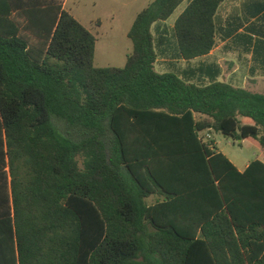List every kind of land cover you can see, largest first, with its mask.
<instances>
[{"label":"trees","instance_id":"obj_1","mask_svg":"<svg viewBox=\"0 0 264 264\" xmlns=\"http://www.w3.org/2000/svg\"><path fill=\"white\" fill-rule=\"evenodd\" d=\"M184 1L152 2L125 66L100 68L59 2L0 0V215L19 264H264V162L242 173L202 136L264 147V94L156 70L153 28ZM223 2L177 19L182 59L210 53Z\"/></svg>","mask_w":264,"mask_h":264},{"label":"crops","instance_id":"obj_2","mask_svg":"<svg viewBox=\"0 0 264 264\" xmlns=\"http://www.w3.org/2000/svg\"><path fill=\"white\" fill-rule=\"evenodd\" d=\"M53 1L59 2L63 9L69 11L81 23L85 20V27L96 37L98 43L108 20L110 27L125 29L128 37L138 14L155 0H110V7L105 10L107 14L98 18H88L84 14L81 6L87 0ZM190 1L185 0L168 20L158 24L159 30L156 26L153 28L154 35L160 41L156 70L160 73H175L180 78L198 85L224 82L235 88L264 94V0H224L214 17L215 37L212 50L205 56L186 61L180 57L174 37V26ZM92 4L97 5V2L92 1ZM94 20H99L100 24H94ZM202 136L213 141L216 151L226 155L242 173L255 160L264 162V147L257 140L237 142L247 150L255 149L251 155L245 151H230L228 154L220 146L219 137L223 136L222 134L205 132ZM148 199V204L153 205L158 201V196ZM9 217L13 219L14 215H0V264H19L15 228L12 232L9 223L1 222Z\"/></svg>","mask_w":264,"mask_h":264},{"label":"rangeland","instance_id":"obj_3","mask_svg":"<svg viewBox=\"0 0 264 264\" xmlns=\"http://www.w3.org/2000/svg\"><path fill=\"white\" fill-rule=\"evenodd\" d=\"M92 1H96L97 5L92 4ZM110 0H87L81 8L84 9V14L88 18H98L105 16L106 8H109ZM81 20V19H80ZM94 24H100L99 20H94ZM86 26V21L82 23ZM133 45L131 40L125 34V29L118 27H110L109 20L105 22V27L101 31L99 41L96 45V52L94 58V65L96 67H119L122 68L127 62V56L131 54ZM220 146L228 154L230 151H245L247 154H253L256 150H247L242 148L238 143H235L232 139H226L223 136L219 137ZM150 202V199H147Z\"/></svg>","mask_w":264,"mask_h":264}]
</instances>
